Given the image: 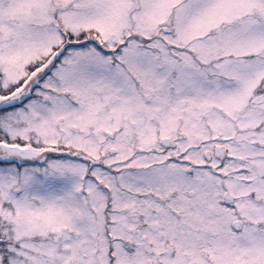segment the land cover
<instances>
[{
    "label": "snow or ice",
    "instance_id": "obj_1",
    "mask_svg": "<svg viewBox=\"0 0 264 264\" xmlns=\"http://www.w3.org/2000/svg\"><path fill=\"white\" fill-rule=\"evenodd\" d=\"M0 264H264V0H0Z\"/></svg>",
    "mask_w": 264,
    "mask_h": 264
}]
</instances>
